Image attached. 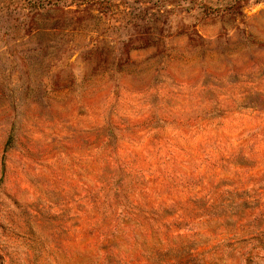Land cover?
<instances>
[{"label": "rangeland", "instance_id": "rangeland-1", "mask_svg": "<svg viewBox=\"0 0 264 264\" xmlns=\"http://www.w3.org/2000/svg\"><path fill=\"white\" fill-rule=\"evenodd\" d=\"M0 264H264V0H0Z\"/></svg>", "mask_w": 264, "mask_h": 264}]
</instances>
